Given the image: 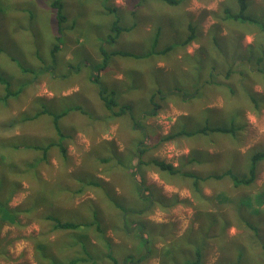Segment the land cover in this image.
Instances as JSON below:
<instances>
[{
	"label": "rangeland",
	"instance_id": "obj_1",
	"mask_svg": "<svg viewBox=\"0 0 264 264\" xmlns=\"http://www.w3.org/2000/svg\"><path fill=\"white\" fill-rule=\"evenodd\" d=\"M51 2L0 0V264L64 262L83 245L95 264H112L108 252L118 264H187L196 254L199 264H264V158L248 183L215 177L247 178L264 151V0H247L258 23L241 26L222 19L236 0H63L53 58ZM112 23L126 29L103 43ZM188 23L195 42L182 46ZM101 46L129 54L100 68ZM98 86L114 93L112 110ZM42 109L69 111L62 137ZM36 144H50L46 160ZM167 147L178 155L171 169L152 161ZM143 173L164 180L144 187L148 198ZM54 219L79 227L53 229ZM40 243L52 263L38 258Z\"/></svg>",
	"mask_w": 264,
	"mask_h": 264
},
{
	"label": "trees",
	"instance_id": "obj_2",
	"mask_svg": "<svg viewBox=\"0 0 264 264\" xmlns=\"http://www.w3.org/2000/svg\"><path fill=\"white\" fill-rule=\"evenodd\" d=\"M167 1H172V0H167ZM236 2L238 4V11L233 13L229 9L225 8L224 11H223L224 14H223L222 19L227 20V18H231V19H233L232 23H236L238 26L243 25V23H245V22L258 23V21H256L255 19H253L250 15H248L246 13L247 0H236ZM50 5L56 11V14H55V18H56V27H55L56 43H54L52 48L50 49V55L53 58L54 55H55V52L60 48V24H62V22L65 21V19L67 18V15L65 13H63V7H64L63 0H52ZM124 29H126V28L121 26V25H117L115 23H112L111 27H110V32L107 34V38L102 39L103 43H107L108 39L112 42L113 39H114L113 33L116 31V33L119 34L121 32V30H124ZM189 31H190V35L184 40L185 41L184 43H186L189 40H191L193 38V36H194V30H193L192 26H190ZM100 52H101V55H102V57H101V59L99 61L101 63L100 68H104L105 66H107L108 61L110 59V56H112L114 54H119V55H127V54H129L128 52L122 51V50H116V51L108 52L102 46L100 47ZM70 67L72 68V66H70ZM96 70H97L96 66L93 65V64H90V72L88 73L87 80L89 79L88 81H92V82H94V83H96L98 85L99 84L97 82L98 72ZM108 91L109 90H107L106 88L98 86V94H99V97L102 100L104 106L107 109L112 110V108L117 105V101L114 99V95H113L114 93L113 92H108ZM251 97L253 98V96H251ZM69 109H71V108H69ZM41 112L49 113V115L52 116V122H53V126L55 128V131H56V133L59 134V137H62L63 134H62V132H61V130L59 128L58 122H59V119L63 115L67 114L69 111H62V112H59V113H53V112L46 111V109H42ZM39 114L40 113H36L35 115H33L31 117L34 118V117L38 116ZM216 129H219V130H230L229 127H225V128L217 127ZM56 142L60 143L59 141H56ZM29 146H31V144H28V143L23 144L22 142H16L15 143V147H18L20 149H23V148H26V147H29ZM49 146H50V144H47V145H41V144L33 145V148L38 150L40 152V154H41L40 157H37L38 160H41V161L46 160V158H47V150H48ZM3 147L4 146L2 144L1 147H0V150H2ZM60 147L62 148V146H60ZM2 153H0V156L3 155ZM262 158H264V151L254 154L253 161H252L251 166L249 168V175H248L247 178L237 179L238 178L237 175L232 173L230 170H227L223 174H216L215 177L217 179H219V178H222V177H224L226 175H229L234 180V182L248 183V182H250V180L253 179V174H254V170H255V162L254 161H256L258 159H262ZM21 162H22V165L24 166V169H23L24 171H27L28 166L32 164V162H30V161H25V163H24V160H22ZM0 163H3V162L0 161ZM153 163L158 165V166H160L161 168H169V169H171V165L166 164V163H164L162 161H158V160L154 161L153 160ZM3 202L4 201H0V208L4 207L3 206ZM48 218H52V217L48 216ZM248 225L252 229H256L257 228L256 226H253L252 224L248 223ZM52 227H53V229H76V228L79 227V223L69 222V221H60L58 219H54ZM40 244H41L42 248L38 250V253H37L38 254V258L41 261H44V260L47 259L49 261V263H52V261H53L52 257L45 253V245L43 243H40ZM262 248L264 250V245H262ZM81 249H82V252H83L82 256H70V257H67L64 262L59 261V262H54V264H80L81 262H84V261L89 263V264H95V259L91 256V254L87 250V248H85V246L83 245V246H81ZM106 256L110 259L112 264H118V262H119L118 259L115 258L110 252H108ZM125 260H127V261L130 260V263H131L132 262L131 260H133V257L131 255L125 256L124 257V261ZM200 261H201V257H199V255L196 254V259L195 260L192 259L190 261H186V263L187 264H199Z\"/></svg>",
	"mask_w": 264,
	"mask_h": 264
},
{
	"label": "crops",
	"instance_id": "obj_3",
	"mask_svg": "<svg viewBox=\"0 0 264 264\" xmlns=\"http://www.w3.org/2000/svg\"><path fill=\"white\" fill-rule=\"evenodd\" d=\"M139 21V25H141L142 23H143V21L144 20H141L140 19V17H138V18H136L135 19V22L137 23ZM190 26H192L190 23H188L187 24V29H189L190 28ZM192 28H193V30L194 29H196L195 28V26H192ZM128 29H129V27H128ZM193 35V34H192ZM195 35L196 34H194V36H193V38L191 39V40H189L188 42H186V43H181L180 42V45H182V46H185V45H190L192 42H195ZM186 39V38H185ZM199 74V72L197 73V75ZM175 91H180V90H178L177 88H175ZM209 127H211V126H207V128H209ZM217 127H220V128H225V127H229L230 129L232 128V129H234V127H231V124L230 125H227V126H225V125H218ZM216 127V128H217ZM223 131H225V130H223ZM187 133V132H186ZM189 133H191V132H189ZM164 148H162V149H160V156L162 155L163 156V158L161 159V160H158V161H162V162H164V163H166V164H169V165H171V166H173V167H175V166H177L178 165V161L176 160V158H177V156L178 155H176L175 154V152H173L174 150H172V149H170V148H165L164 150H163ZM163 152V153H162ZM141 154V153H140ZM138 159V158H137ZM153 159V158H152ZM154 161L155 160H157V159H153ZM152 160V161H153ZM138 163H139V165H141V164H147L146 162H143V161H140L139 159H138ZM137 163V164H138ZM148 165V164H147ZM177 169H174V171H176ZM156 177H157V180H156ZM138 179V180H137ZM136 182L137 183H142L143 184V189H144V194H145V196L144 197H142L141 196V198H148L149 197V195H152V193L151 194H147L146 193V191H145V186L146 187H153L154 186V184L156 185V184H158L157 186H162L163 184H164V180L159 176V175H157V176H155L154 177V173H152V174H150V175H146V174H142L141 176H138L137 178H136ZM166 183V182H165ZM196 183L197 182H194L193 183V186H194V188L196 189ZM174 187V186H173ZM174 188H176V187H174ZM172 190H174V189H172ZM116 192H118V194L120 195V194H122V191H116ZM139 192H141V190L139 189ZM203 194H207V195H210V193H203ZM132 197V195H129V196H127V198H131ZM152 198V197H151ZM150 217H151V215H149ZM159 226H161V225H159ZM168 225H167V223H164V224H162V227H167ZM150 255V253L148 252V251H146V253L145 254H142V255H140V257H139V259H138V262H140L142 259H144V258H146V257H148ZM112 263V262H111Z\"/></svg>",
	"mask_w": 264,
	"mask_h": 264
}]
</instances>
